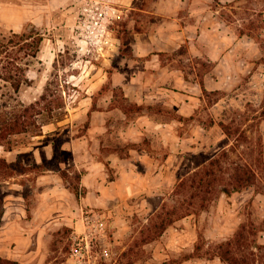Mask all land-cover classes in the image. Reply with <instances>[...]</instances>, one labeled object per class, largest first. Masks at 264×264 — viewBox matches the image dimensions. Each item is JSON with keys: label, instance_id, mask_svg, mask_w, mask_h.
I'll use <instances>...</instances> for the list:
<instances>
[{"label": "rangeland", "instance_id": "rangeland-1", "mask_svg": "<svg viewBox=\"0 0 264 264\" xmlns=\"http://www.w3.org/2000/svg\"><path fill=\"white\" fill-rule=\"evenodd\" d=\"M90 1L75 0L63 23L58 16L38 26L45 39L29 65V82L13 92L16 98L1 99L0 111L8 109L5 104L30 105L52 82L55 104L62 107L52 114L46 111L36 129L0 142V160L15 162L0 171V255L20 264H205L207 259L215 264H264L259 243L264 240L262 72L248 95L233 101L224 124L228 135L219 139L214 131L200 138L204 142L199 147L208 151L192 149L198 147L196 141L179 145L180 140L173 139L177 154L167 167L152 171L157 174L148 190L136 193L128 187L129 195L111 198L107 190L105 199L98 189L87 195V143L96 148L94 159L106 163V174L100 169L96 175H105L107 181L119 176V168L106 159L111 151L128 157L131 149L151 147L159 161L165 158L171 146L155 123L172 121L180 136L190 135L199 124H213L210 112V117L203 112L192 121L175 105L139 103L126 96L121 84L131 79L125 72L138 65L131 55L133 33L154 28L158 20L143 11L110 9L106 22L114 37L111 46L104 29V34L92 36L83 24ZM252 2L251 9L239 10L243 24H236L235 31L254 37L255 56L262 54L264 61V0ZM21 4L10 3L15 6L11 10L0 4V39L33 24L25 23ZM15 20L21 24H13ZM186 49L180 46L175 57L163 51L160 59L184 64L187 76L190 62H200V69L211 67L208 57L186 64L180 55ZM205 95L213 102L221 91ZM245 164L255 172V185L227 194L236 168ZM22 165L27 166L24 173ZM133 167L145 171L141 163Z\"/></svg>", "mask_w": 264, "mask_h": 264}, {"label": "crops", "instance_id": "crops-1", "mask_svg": "<svg viewBox=\"0 0 264 264\" xmlns=\"http://www.w3.org/2000/svg\"><path fill=\"white\" fill-rule=\"evenodd\" d=\"M16 1L0 0V4H5V8L11 10L15 6L9 7V4ZM101 1L114 10H132L135 14L143 11L158 20L154 28L136 29L133 33V57L134 63L138 65L125 72V75L131 79L121 84L125 95L139 103H153L158 100L166 105H175L181 116L192 121L197 120L203 112L210 117L208 113L210 112L213 120L212 125L199 124L193 128L190 135L185 136L176 133L172 121L163 119L155 123L159 125L165 143L171 146L165 158L159 161L157 151L151 147L140 146L131 149L128 157L121 156L117 151H111L106 159L119 168V176L107 181L105 175L101 178L96 175L100 169L101 174H106L104 171L106 163L94 159L96 148L94 144L88 148L87 143V172L86 180L83 182L87 195L98 189L102 191L103 197L107 190L111 195L110 198L125 197L131 193L128 192V187L133 188L136 193L151 188L150 185L153 184L157 174V171L154 173L152 171L157 170L158 167L160 169L167 167L172 157L177 154L174 151L173 139L180 140L179 145L182 144V140L191 143L196 141L198 147H192L195 151L204 149L208 151L207 148L199 147L204 142L200 138L208 137L214 131L219 132L221 139L226 133L222 122L225 123L228 118L230 119V107L233 101H237V97L248 95L249 89L253 88L254 78H258L261 72L264 75V61L262 54L255 56L254 37L247 31L240 33L235 31L236 24H243L239 10L251 9L252 0ZM73 2L75 0H22V4L18 7L25 10V23L31 22L41 26L52 23V20L55 22L58 16L61 19L59 23H63L64 19L69 17L68 11L74 7ZM65 14L67 17L64 16ZM16 23L20 21L13 22ZM155 38L158 41L156 43ZM183 45H186L187 49L180 55L187 58L186 64L192 58L208 57L213 61L212 68L201 76L198 72L199 64L190 62L188 68L190 67L192 71L187 76V66L184 64L174 65V59L172 63L162 62L160 53L164 51L173 54ZM175 56L177 55L173 54V57ZM247 74H251L249 79L244 77ZM205 90L221 91V95L213 102H209ZM81 139H73L71 142ZM177 151L181 152V149ZM140 163L145 168L144 172H138L133 167ZM259 241L264 245V240ZM204 263L215 264L210 262V259Z\"/></svg>", "mask_w": 264, "mask_h": 264}, {"label": "trees", "instance_id": "trees-1", "mask_svg": "<svg viewBox=\"0 0 264 264\" xmlns=\"http://www.w3.org/2000/svg\"><path fill=\"white\" fill-rule=\"evenodd\" d=\"M39 28L37 25L31 24L27 30L21 32L14 31L9 35H4L0 39V89L8 87L6 91L0 92V102L3 97L16 98L13 92L17 93L23 83L29 82V65L32 59L39 56L45 39L43 32ZM131 55H133L132 45ZM202 58L205 59L207 57ZM200 59L198 58V60ZM198 64L200 67L201 63L199 62ZM212 66L213 63L208 69H204L203 67L202 69L198 68L199 75H204ZM209 92L212 91L205 90V94ZM54 95L55 92L52 82H49L41 97L30 105L22 104L19 106V104L12 105L4 103L5 108L8 109L0 111V142L10 134L36 129L39 119L46 111L52 114L55 109L62 107V105L56 106ZM11 107L13 109H9ZM224 124L222 122L225 130ZM225 132L227 133L226 130ZM61 149L62 145L59 144L55 151L56 160L60 158ZM14 164L15 162H8L2 159L0 160V171L2 169H9ZM26 168V165H22V173L25 172ZM232 183L233 188L225 190L227 194L254 186L256 176L252 167L247 164L239 165L235 170ZM0 264H20V262L0 255Z\"/></svg>", "mask_w": 264, "mask_h": 264}, {"label": "built area", "instance_id": "built-area-1", "mask_svg": "<svg viewBox=\"0 0 264 264\" xmlns=\"http://www.w3.org/2000/svg\"><path fill=\"white\" fill-rule=\"evenodd\" d=\"M99 0L93 2L92 0L88 2L90 6L86 7L88 18L83 20V24L86 26L88 31L91 32L92 36L95 34L99 36L100 34H104L103 29L106 31L107 36L105 41L109 43L111 46L115 45L114 37L111 35L110 31L107 27V20L109 19L110 7L107 5H103L104 8L100 6Z\"/></svg>", "mask_w": 264, "mask_h": 264}]
</instances>
